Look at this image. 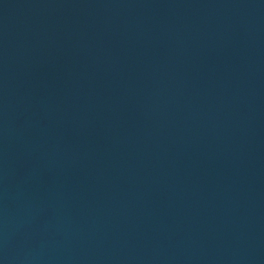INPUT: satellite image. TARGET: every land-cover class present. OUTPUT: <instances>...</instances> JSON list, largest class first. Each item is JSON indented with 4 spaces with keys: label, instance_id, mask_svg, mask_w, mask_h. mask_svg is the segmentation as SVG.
<instances>
[{
    "label": "water",
    "instance_id": "1",
    "mask_svg": "<svg viewBox=\"0 0 264 264\" xmlns=\"http://www.w3.org/2000/svg\"><path fill=\"white\" fill-rule=\"evenodd\" d=\"M0 264H264V0H0Z\"/></svg>",
    "mask_w": 264,
    "mask_h": 264
}]
</instances>
